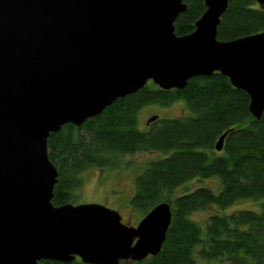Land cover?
Instances as JSON below:
<instances>
[{
	"label": "water",
	"instance_id": "1",
	"mask_svg": "<svg viewBox=\"0 0 264 264\" xmlns=\"http://www.w3.org/2000/svg\"><path fill=\"white\" fill-rule=\"evenodd\" d=\"M202 1L206 10L194 31L177 37L183 0H0V264H121L160 252L171 222L167 203L136 227L102 205H52L58 173L47 139L149 81L182 90L214 73L247 94L259 120L264 32L218 41L229 0ZM251 1L264 7V0Z\"/></svg>",
	"mask_w": 264,
	"mask_h": 264
},
{
	"label": "trees",
	"instance_id": "2",
	"mask_svg": "<svg viewBox=\"0 0 264 264\" xmlns=\"http://www.w3.org/2000/svg\"><path fill=\"white\" fill-rule=\"evenodd\" d=\"M186 11L174 23L177 37L189 35L205 12L202 0H183ZM264 32V7L251 0H229L216 39L233 41ZM184 100L190 115L160 119L137 127L146 105L169 106ZM246 93L214 73L188 81L182 90H160L151 81L137 93L116 100L82 126L67 124L47 139V155L58 173L52 205H67L83 184L88 168H120L125 155L160 152L135 177L130 206L143 218L167 203L171 222L160 252L143 264H264V202L259 212L240 210L210 215L205 235L194 213L216 204L264 198V111L256 120ZM227 133L223 149L215 143ZM219 178L221 189L198 187L175 194L195 178ZM199 260L201 262H199ZM38 264H65L41 261ZM69 264H83L80 260Z\"/></svg>",
	"mask_w": 264,
	"mask_h": 264
},
{
	"label": "rangeland",
	"instance_id": "3",
	"mask_svg": "<svg viewBox=\"0 0 264 264\" xmlns=\"http://www.w3.org/2000/svg\"><path fill=\"white\" fill-rule=\"evenodd\" d=\"M160 119L179 118L189 116L190 111L184 100H177L169 106L146 105L142 107L137 115V127L146 130L147 120L152 116ZM165 154L160 152L134 153L125 155L120 168H88L81 177L83 184L70 201V205L98 204L116 211L121 216L124 225L135 227L142 219L136 210L130 206V199L134 193V180L147 165ZM198 187H209L214 192L221 189V182L217 177L207 179L195 178L176 189L175 194H185ZM264 198L240 199L227 207L216 204L209 205L206 209L194 213L191 217L196 221L205 235V226L210 215H227L234 211L248 210L259 212ZM199 262H201L199 260ZM121 264H143V262L126 261Z\"/></svg>",
	"mask_w": 264,
	"mask_h": 264
},
{
	"label": "flooded vegetation",
	"instance_id": "4",
	"mask_svg": "<svg viewBox=\"0 0 264 264\" xmlns=\"http://www.w3.org/2000/svg\"><path fill=\"white\" fill-rule=\"evenodd\" d=\"M137 224H138V223H137ZM136 226H137V225H135V227H136ZM76 259H78V258H76ZM76 259H75V260H76ZM75 260H74V261H75ZM78 260H79V259H78Z\"/></svg>",
	"mask_w": 264,
	"mask_h": 264
}]
</instances>
